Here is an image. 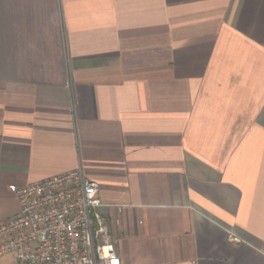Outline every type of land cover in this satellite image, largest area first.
Returning a JSON list of instances; mask_svg holds the SVG:
<instances>
[{"label": "crops", "instance_id": "1", "mask_svg": "<svg viewBox=\"0 0 264 264\" xmlns=\"http://www.w3.org/2000/svg\"><path fill=\"white\" fill-rule=\"evenodd\" d=\"M80 168L113 264H264V0H0V224Z\"/></svg>", "mask_w": 264, "mask_h": 264}, {"label": "built area", "instance_id": "2", "mask_svg": "<svg viewBox=\"0 0 264 264\" xmlns=\"http://www.w3.org/2000/svg\"><path fill=\"white\" fill-rule=\"evenodd\" d=\"M8 190L19 212L0 224V256L12 255L15 264L116 262L98 212L99 186L82 168Z\"/></svg>", "mask_w": 264, "mask_h": 264}, {"label": "rangeland", "instance_id": "3", "mask_svg": "<svg viewBox=\"0 0 264 264\" xmlns=\"http://www.w3.org/2000/svg\"><path fill=\"white\" fill-rule=\"evenodd\" d=\"M6 256H12V255H6ZM13 257V256H12ZM1 258V257H0Z\"/></svg>", "mask_w": 264, "mask_h": 264}]
</instances>
